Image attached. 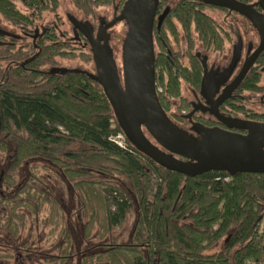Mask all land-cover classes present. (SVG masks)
<instances>
[{"label":"trees","instance_id":"16d2710c","mask_svg":"<svg viewBox=\"0 0 264 264\" xmlns=\"http://www.w3.org/2000/svg\"><path fill=\"white\" fill-rule=\"evenodd\" d=\"M125 1L77 0L73 5L93 18L95 9L103 6L119 14ZM59 3L0 0V20L31 39L21 47L19 39L0 28V150H6L10 141L15 155L6 177L14 180L26 161L38 160L58 167L79 190L87 180L101 184L96 175L130 185L138 207L130 239H102L98 252L80 264H264V175L210 172L186 178L159 167L128 141V151L112 143L109 137L122 131L99 83L83 71H54L62 69L59 61L67 58L93 63L91 52L80 51L74 43L78 40L66 39L51 26L35 34L36 23L44 13L55 14ZM164 5L170 6V12L162 26L155 24L153 29L155 38L160 33L167 46L159 44L162 55L155 57L156 88L161 89L156 92L166 115L181 126L190 119V115L181 118L187 106L178 99V80H185V69L179 63L175 67L163 54L169 53L173 35L180 30L189 37L191 30L200 38L207 33L210 40L218 35L214 22L202 13L203 6L190 0H159L158 13ZM252 81L248 79L243 89L249 90ZM106 186L114 208L106 215L112 230L126 222L133 204L121 185ZM29 189L25 183L20 191L29 195ZM81 201L88 217L86 228L93 229L96 205L86 202L84 195ZM221 242L222 249L214 251ZM70 249L65 235L58 255L48 262L67 263Z\"/></svg>","mask_w":264,"mask_h":264},{"label":"water","instance_id":"95a60500","mask_svg":"<svg viewBox=\"0 0 264 264\" xmlns=\"http://www.w3.org/2000/svg\"><path fill=\"white\" fill-rule=\"evenodd\" d=\"M207 5L238 12L257 30L260 46L247 60L239 80L264 49V15L253 6L233 0H197ZM263 0L261 1L262 4ZM159 0H126L120 13L92 33V27L69 17L73 28L90 46L94 74L83 72L99 83L130 145L159 167L186 178L210 172L264 175V124L228 120L215 115L231 129L246 135L221 130H204L193 136L178 127L162 109L155 86L153 29ZM168 9L158 18L161 24ZM119 23L126 26L121 48V72L112 59L106 34ZM55 72H80L55 69ZM237 85V84H236ZM204 87V85H203ZM151 140L147 137V135Z\"/></svg>","mask_w":264,"mask_h":264},{"label":"rangeland","instance_id":"374dc122","mask_svg":"<svg viewBox=\"0 0 264 264\" xmlns=\"http://www.w3.org/2000/svg\"><path fill=\"white\" fill-rule=\"evenodd\" d=\"M76 1L60 0L59 9L55 14L44 13L42 19L36 23L35 34L39 35L43 28L51 26L66 39L74 40L75 31L69 17L89 24L95 35L97 30L110 22L114 16L113 7L103 6L95 9L93 18L85 17L74 7L73 3ZM17 5L19 6L18 3ZM214 17L218 22L221 21L217 14H214ZM0 28L19 39L18 45L21 47L31 43V39L25 37L21 30L2 20ZM125 34L124 23L115 25L106 34L118 72H121V48ZM74 43L80 51L89 53L91 50L85 41L79 39ZM59 62L61 68L94 74L92 61L86 62L81 57L67 58ZM6 145V150H0V264H57L48 261L58 255L65 235L71 243L68 253L70 257L65 264H80L84 257L96 254L102 239L122 242L130 239L137 220L138 207L127 182L119 178L109 180L96 175L94 179L101 184H89L87 180L80 185L79 190L67 180L58 167L38 160L26 161L16 170L14 180H11L6 177V170L15 159L14 145L10 141L6 142ZM25 183L30 185L29 195L20 191ZM110 183L121 185L133 204L126 222L120 228L112 230L106 222L107 210H114L111 191L106 186ZM82 195L85 196L86 202L96 205L97 208V224L93 229L89 226L86 228L88 217L84 215ZM8 225L11 230H8ZM222 247L221 242L213 250L218 251Z\"/></svg>","mask_w":264,"mask_h":264},{"label":"flooded vegetation","instance_id":"af4514ba","mask_svg":"<svg viewBox=\"0 0 264 264\" xmlns=\"http://www.w3.org/2000/svg\"><path fill=\"white\" fill-rule=\"evenodd\" d=\"M233 1L253 6L258 13L264 15V0L262 4V0ZM190 2L204 7L202 13L216 25L218 38L210 40L207 33L200 38L192 30L189 37L183 35L180 30L178 36L173 35L172 44L168 47L169 53L163 54L175 64V67L179 63L185 69V80H178L180 85L178 99L187 106V110L181 112V118L190 115V119L178 127L193 136H197L204 130H221L246 135L245 131L227 127L215 115L228 120L264 124V49L247 69L243 80L237 83L247 60L260 46L259 34L250 21L238 12L207 5L197 0H190ZM166 9L168 13L159 24L158 18ZM169 12L170 6L164 5L161 12H157L154 25L162 26ZM214 14L220 16V22ZM74 31L75 39L81 40L82 34L75 29ZM93 36H95L94 33ZM153 41L155 57L161 56L159 44L164 45V40L160 33H156V38L153 35ZM164 48L166 49L167 46L164 45ZM156 75L159 77V70L155 67V86L157 87ZM248 79L253 81L250 89L244 90V83ZM156 91L161 92L160 87L156 88Z\"/></svg>","mask_w":264,"mask_h":264},{"label":"built area","instance_id":"2783aa9c","mask_svg":"<svg viewBox=\"0 0 264 264\" xmlns=\"http://www.w3.org/2000/svg\"><path fill=\"white\" fill-rule=\"evenodd\" d=\"M109 140L122 150H129L128 142L122 133H117L115 135L110 136Z\"/></svg>","mask_w":264,"mask_h":264}]
</instances>
